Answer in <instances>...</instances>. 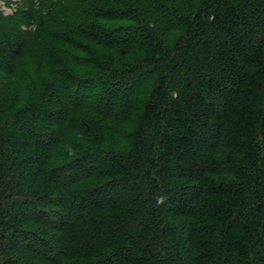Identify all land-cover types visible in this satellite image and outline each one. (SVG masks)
Masks as SVG:
<instances>
[{"label":"trees","instance_id":"16d2710c","mask_svg":"<svg viewBox=\"0 0 264 264\" xmlns=\"http://www.w3.org/2000/svg\"><path fill=\"white\" fill-rule=\"evenodd\" d=\"M71 1L0 10V264H264V0Z\"/></svg>","mask_w":264,"mask_h":264},{"label":"rangeland","instance_id":"374dc122","mask_svg":"<svg viewBox=\"0 0 264 264\" xmlns=\"http://www.w3.org/2000/svg\"><path fill=\"white\" fill-rule=\"evenodd\" d=\"M24 0H0V10L1 11H3V13L6 15V16H9V17H12V16H14V14H16L18 11V9H20V11H23V10H21V9H24L23 8V4H22V2H23ZM51 1V4L52 5H54V4H58V5H60L61 3H63V1H64V3H66V5H68V8H69V5H70V7H74V9H76L75 7H77L78 9H79V7L78 6H75V5H73V4H75L74 3V1H71V0H69V1H67V0H50ZM59 1V2H58ZM78 1H81V0H78ZM182 1H184V0H181V3H186L187 2V0H186V2H182ZM64 3L61 5V6H63L64 5ZM68 3V4H67ZM71 3V4H70ZM66 5L64 6V7H62V9H65L66 8ZM61 6H60V8H61ZM68 8L66 9V10H68ZM49 9H45L44 10V13H46V11H48ZM81 11H84L83 10V8L82 9H79V10H74V12L73 11H71V13H73L72 15H74V16H76V17H80L81 16ZM147 11V10H146ZM68 13V12H67ZM66 14V13H65ZM65 14H63V15H60V16H62V17H64L65 18ZM56 19H54V20H52V22H54ZM151 20H152V25H150L151 27L153 26V25H155V24H157L159 27H162L163 25H162V23L158 20V19H155V18H151ZM98 23L99 24H104V25H107L108 27H111L112 25H113V23H105V22H102V21H98ZM37 26L38 25H33V26H26V25H21L20 27H21V29H23V30H27L28 32H34V31H36V29H37ZM156 26V25H155ZM154 26V27H155ZM43 27H45V26H43ZM38 33H40L39 31H38ZM38 36H39V34H38ZM34 38H37V37H33V36H31L30 38H29V40L32 42V43H36V40L34 39ZM9 79V81H12V79L11 78H8ZM21 83H23V82H19V84H21ZM15 84H17L16 83V80H14V83H13V85H15Z\"/></svg>","mask_w":264,"mask_h":264}]
</instances>
